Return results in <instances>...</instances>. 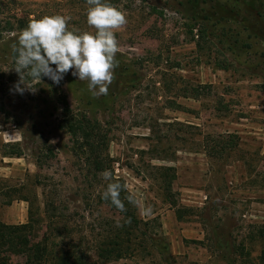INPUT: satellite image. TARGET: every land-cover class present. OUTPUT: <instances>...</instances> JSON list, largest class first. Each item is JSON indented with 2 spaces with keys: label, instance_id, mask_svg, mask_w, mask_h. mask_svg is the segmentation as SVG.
<instances>
[{
  "label": "rangeland",
  "instance_id": "1",
  "mask_svg": "<svg viewBox=\"0 0 264 264\" xmlns=\"http://www.w3.org/2000/svg\"><path fill=\"white\" fill-rule=\"evenodd\" d=\"M18 1L0 0V220L25 223L31 205L43 216L49 202L93 246L104 222L120 219L101 201L105 182L86 178L88 166L60 126L64 96L73 111L106 127L114 174L141 201L138 217L149 222L135 253L102 262L91 246V264H264V38L246 26L256 9L264 18V2L252 9L245 0H115L127 24L115 32L120 51L108 94L97 97L71 71L58 85L26 78L36 91H16L18 32L6 31L15 8L18 16L63 15L69 30L96 31L87 24L85 0ZM201 84L211 88L184 96ZM229 133L238 136V147L221 153L219 134ZM12 143L22 156H8ZM21 184L17 194L31 202L7 204L4 193ZM168 198L183 208L181 219ZM36 229L41 237L46 223ZM0 253L10 263L27 259L8 247Z\"/></svg>",
  "mask_w": 264,
  "mask_h": 264
},
{
  "label": "trees",
  "instance_id": "2",
  "mask_svg": "<svg viewBox=\"0 0 264 264\" xmlns=\"http://www.w3.org/2000/svg\"><path fill=\"white\" fill-rule=\"evenodd\" d=\"M245 1L252 9L255 8L254 4L257 1L264 2V0ZM10 2L13 5L20 4L18 0H10ZM105 2L110 4L116 3L115 0H105ZM15 11H17L16 8L14 9L13 19L7 22L6 31L11 33L17 31L19 35L27 28L30 22L38 20L39 18L37 15L34 17L32 16V14H34L33 10L26 11L25 14L23 13L19 16ZM251 15L253 19L245 25L251 27L250 24H253L254 26L252 27L256 31V34H263L264 38V23H262L264 22L263 13L261 10L259 11L256 9V13H251ZM1 32L2 30H0V33ZM77 33L80 32L77 31ZM208 88H211V85L201 84L194 88L190 87L188 91L186 90L184 92V96L196 97L206 92ZM190 89H193L194 92H191ZM59 99L62 102L63 113L60 126L70 132L73 150L77 153L80 160L88 166V176H86V178H91L96 181V183H98V180L100 182L102 181V183L105 182V189H107L108 183L119 182L122 185L120 199L124 203L126 210L122 212L120 209L116 208L110 200L103 199V193L100 192L101 201L115 210L120 216V219H107L104 222L106 228H104L102 232H99L97 237L93 239V246L92 244L88 246L86 245V234L83 233L80 235L81 230H79V233L77 232L79 238L75 236L76 230H71V227L67 224V221L70 220V215L64 214L59 206L47 202L45 204L44 215L38 216L33 210V205H31L32 207L30 206L29 209V219L25 223L7 224L0 220V248L8 247L14 254H26V261L24 263H10L5 259H1L2 256L0 253V264H91V248L95 250L99 261L106 262L120 259L128 253H135L136 244H141L146 241V239L140 235L147 236V233L143 232L142 225H147L149 222L143 223L138 217L137 206L128 201L129 196L135 197V195L127 187L125 181L114 174L112 159L108 153V130L98 119H91L86 113L73 111L66 97L61 96ZM176 105L177 106L172 107H181L180 104L176 103ZM219 137H221L220 139L223 141L218 140L216 145L220 146L221 153L238 147V143L235 141L236 139L238 140L236 134H219ZM10 145H12V149L7 152L8 156H22L23 149L18 143H12ZM6 146H8V144H6ZM205 152L208 156H211V152L207 146L205 147ZM163 167L164 166H161L162 169H164ZM105 170L112 173L111 181L104 179L103 173ZM24 188L23 184L18 188L16 186H11L10 190L4 193L7 197L6 203L11 204L16 199L31 202L29 196L17 194V191L20 192ZM165 189L169 191V195H172L173 192L169 190L167 185H165ZM170 199L168 201L176 208L177 218L181 219V210L183 208L179 206L177 200ZM40 221L46 223V231L41 237H39L36 229ZM63 221L66 223H62ZM262 232L264 233V231ZM184 240L187 241L186 239ZM236 250H238L237 252L240 254H245L243 247ZM262 253L261 258L263 260L264 250ZM263 262L264 260L262 263ZM251 264H254V262Z\"/></svg>",
  "mask_w": 264,
  "mask_h": 264
},
{
  "label": "clouds",
  "instance_id": "3",
  "mask_svg": "<svg viewBox=\"0 0 264 264\" xmlns=\"http://www.w3.org/2000/svg\"><path fill=\"white\" fill-rule=\"evenodd\" d=\"M86 2L87 24L95 28L94 33L69 30V17L53 15L33 20L18 35V46H13V69L20 75L15 85L17 92L23 93L25 88L36 91V86L25 83L26 78L42 81V77H47L58 85L71 71L78 80L88 81V89L94 96L108 94L118 66L116 54L120 51L115 32L127 24L126 14L105 0ZM103 177L111 181L112 173L105 170ZM121 190L119 182H110L102 198L123 212L126 209L120 199ZM128 201L137 207L141 205L134 196H129ZM142 212L150 216L152 209L145 206Z\"/></svg>",
  "mask_w": 264,
  "mask_h": 264
},
{
  "label": "crops",
  "instance_id": "4",
  "mask_svg": "<svg viewBox=\"0 0 264 264\" xmlns=\"http://www.w3.org/2000/svg\"><path fill=\"white\" fill-rule=\"evenodd\" d=\"M171 211V210H170Z\"/></svg>",
  "mask_w": 264,
  "mask_h": 264
}]
</instances>
